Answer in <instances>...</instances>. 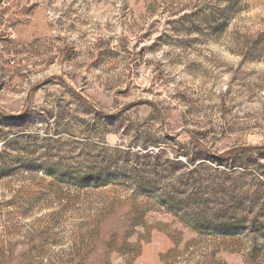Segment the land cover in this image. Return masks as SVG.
Segmentation results:
<instances>
[{"label":"rangeland","instance_id":"1","mask_svg":"<svg viewBox=\"0 0 264 264\" xmlns=\"http://www.w3.org/2000/svg\"><path fill=\"white\" fill-rule=\"evenodd\" d=\"M0 264H264V0H0Z\"/></svg>","mask_w":264,"mask_h":264}]
</instances>
